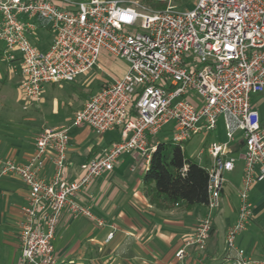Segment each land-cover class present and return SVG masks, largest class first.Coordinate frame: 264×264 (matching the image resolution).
Returning <instances> with one entry per match:
<instances>
[{"label":"built area","instance_id":"1","mask_svg":"<svg viewBox=\"0 0 264 264\" xmlns=\"http://www.w3.org/2000/svg\"><path fill=\"white\" fill-rule=\"evenodd\" d=\"M150 2L164 7L137 0H0L3 59L19 76L24 110L43 100L48 84L88 75L105 53L127 64L125 74L94 93L70 125L39 133L26 162L0 158V175H16L28 189L20 209V264H60L54 240L63 212L106 226L81 203L80 194L112 172L123 155L138 153L149 164L156 148L150 139L167 126L172 125V136L166 140L182 144L215 131L220 119L227 142H214L197 155L212 160L206 214L176 257L184 260L191 247L205 250L224 174L236 167V160L227 157L230 145L241 132L240 207L225 244L235 253L233 264H264V258H253L236 245L253 218L250 192L264 183V125L252 105V98L264 92V0H194L192 8L184 9L174 0ZM42 31L51 36L45 48L39 46ZM85 125L97 135L119 129L120 140L71 179L69 132ZM111 228L108 240L116 231Z\"/></svg>","mask_w":264,"mask_h":264},{"label":"crops","instance_id":"2","mask_svg":"<svg viewBox=\"0 0 264 264\" xmlns=\"http://www.w3.org/2000/svg\"><path fill=\"white\" fill-rule=\"evenodd\" d=\"M40 35L43 41H40L39 46L45 48L50 43L51 36L44 31ZM111 60L117 67L113 72L115 78L122 77L127 64L112 57ZM96 67L100 69L99 64ZM46 89L47 86L40 103L45 101ZM257 96L252 98V105L259 112L264 125V98H256ZM40 103L33 104L31 108H40ZM74 115L69 123L52 128L70 125ZM58 119L53 118L51 121L56 122ZM7 123L9 126L7 125L4 130L7 137L10 139L13 132L18 135V140L12 142L4 137L5 132L0 134V158L10 157L16 162L24 163L35 150L34 138L41 130L40 120L13 118ZM220 130L226 133L222 119L218 122L217 129L213 131L218 138ZM69 133L71 145L68 157L71 179L82 175L81 166L120 140L121 135L119 129L97 135L86 125L72 127ZM160 141L156 137L151 138L149 145L156 147ZM225 142L227 138L217 141ZM244 148L243 135L238 132L230 145L232 152L227 156L236 160V167L234 171L224 174L220 207L214 214L212 231L204 251L191 247L187 249L188 255L184 260H178L176 257L185 240L194 232L197 222L206 214V208L196 206L190 211L184 210L180 205L164 211L156 208L143 191V177L149 164L138 153H130L119 159L112 172L97 178L86 192L80 194L81 203L89 206L98 217L105 220V227H98L83 217H73L68 211L63 212L54 240L59 263L233 264L235 253L227 250L225 239L228 229L238 219ZM193 158L199 162L207 160L208 165L212 163L208 155L202 160ZM51 174L52 168L48 167L47 175ZM27 198L28 189L18 176L0 175V242L2 241L9 253V250H12L14 260L21 257L20 209L26 205ZM249 198L253 204V218L247 229L237 237L236 245L253 258L261 259L264 258L263 182L253 187ZM111 226H114L116 231L113 238L108 240V234L112 231Z\"/></svg>","mask_w":264,"mask_h":264},{"label":"rangeland","instance_id":"3","mask_svg":"<svg viewBox=\"0 0 264 264\" xmlns=\"http://www.w3.org/2000/svg\"><path fill=\"white\" fill-rule=\"evenodd\" d=\"M144 5L152 6L150 0H137ZM176 4L181 5V9L185 7L192 8L194 0H174ZM164 7L161 4L160 9ZM0 43V49L2 50ZM100 69L94 68L88 75L81 80L73 83H59L48 84L45 94V101L40 103V108H31L24 110L23 106L26 102L22 99L19 91V76L15 73L9 63L3 58L0 59V134H3L8 125L7 121L13 118H37L40 120L41 130L35 135V138L46 128L59 126L60 124H67L74 113L83 108L85 103L96 93L104 84L112 82L115 78L117 70L116 65H113L111 57L104 54L100 60ZM14 66V65H12ZM256 98H264V92L259 94ZM73 109V110H72ZM53 118H59L58 121H51ZM13 125V124H12ZM9 126V125H8ZM172 125L167 126L156 139L165 140L172 136L170 129ZM6 133V134H5ZM5 138L12 142L18 140V135L12 132L10 139L5 132ZM214 132L201 133L194 135L188 143L184 144L183 148L188 157H196L201 149H206L207 146L220 139H226V133L219 131L218 138ZM206 148H205V147ZM86 206V205H85ZM6 249L5 245L0 242V264H20V258L13 259V252ZM10 255V256H9Z\"/></svg>","mask_w":264,"mask_h":264},{"label":"trees","instance_id":"4","mask_svg":"<svg viewBox=\"0 0 264 264\" xmlns=\"http://www.w3.org/2000/svg\"><path fill=\"white\" fill-rule=\"evenodd\" d=\"M152 6L159 8L161 4L153 3ZM1 58L3 53L0 49ZM188 142L179 144L165 139L150 154L148 169L143 177V191L149 202L159 210L180 205L190 211L208 203V163L207 160L199 162L187 156L183 146Z\"/></svg>","mask_w":264,"mask_h":264}]
</instances>
